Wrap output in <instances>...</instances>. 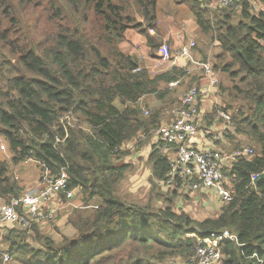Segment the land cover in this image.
<instances>
[{"label": "trees", "instance_id": "trees-1", "mask_svg": "<svg viewBox=\"0 0 264 264\" xmlns=\"http://www.w3.org/2000/svg\"><path fill=\"white\" fill-rule=\"evenodd\" d=\"M157 4L0 0V130L12 162L33 159L42 173L45 166L54 175L65 170L68 190H78L86 208L99 201L89 212H75L70 225L76 237L61 244L45 237L37 249L7 237V264H155V249L163 257L189 260L199 239L225 231L238 243L223 244L221 264H264V179L254 184V176L264 174V12L252 14L248 0L239 4L240 21L227 23L216 36L222 50L217 60L231 59L222 70L238 80L233 86L236 99L248 108L238 111L240 123L227 111L236 123L235 134L247 133L258 147L257 155L241 158L225 171L235 192L233 202L216 218L196 223L172 208L154 212L117 195L130 170L127 164H116L117 156L141 135L150 136L164 119L163 109L144 118L138 103L156 95L171 105L176 90L164 92L161 85L185 74L176 67L151 77L135 56L120 49L129 30H138L147 47L156 49L160 35L152 37L149 30L158 31ZM200 6L193 0L196 22L203 33H211ZM72 114L81 124L64 123ZM209 116L211 125L215 113ZM149 162L155 187L153 179L166 180L171 163L156 146ZM9 174V166L0 163V198L5 202L20 198L23 191Z\"/></svg>", "mask_w": 264, "mask_h": 264}, {"label": "rangeland", "instance_id": "rangeland-1", "mask_svg": "<svg viewBox=\"0 0 264 264\" xmlns=\"http://www.w3.org/2000/svg\"><path fill=\"white\" fill-rule=\"evenodd\" d=\"M197 3L198 6L201 5L198 9L206 10L205 18L211 23V33H203L198 26L194 11L191 9L193 0H158V31L149 30L150 36L154 37L159 34L161 38L154 51L147 47L146 39L138 30H129L126 33L120 49L125 50L128 55L135 56L140 64L148 66L147 68L142 66V68L147 69L151 77L160 76L171 70L172 67H177L185 72L184 77L180 79L182 84L177 89H171L169 84L161 85L164 92L173 93V90H176L175 99L171 105L168 104V99L161 100L156 95H149L140 104L138 103V106L141 108L144 118H149L151 112L154 113L156 110L163 109L164 119L162 125L169 123L173 118L172 113L183 95L194 87L205 85L206 76L202 65L209 64L213 68L219 86L217 92L209 96L213 103L215 102V105L208 111L206 122L209 123L211 119V116H209L211 111L215 113L213 121L218 120L217 112L222 109V111H228L233 118L235 117L236 122L240 123L242 118H239L238 111L242 109L246 111L248 108L244 103L236 99L233 86L238 84V80L233 81L222 70V66L231 62V59L217 60L222 50L216 40V36L217 32L222 30L227 23L236 25L240 21L241 8H238L239 5L219 7L216 5V0H211L210 2L197 0ZM249 3L252 6L250 9L252 14L264 12V3L261 0H249ZM227 16H229V19H227ZM143 29H146V27H143ZM165 42L171 51V60L167 62L163 61L159 56L160 48ZM192 42L196 44L192 51L194 62L180 56V50ZM180 62L184 63L181 67ZM216 63L218 69L215 70L214 66ZM166 97L173 101V97H169V95H166ZM208 101L206 100L204 104H207L209 108L212 104H209ZM117 106L122 108L119 103H117ZM63 121L64 123L68 121L70 125L81 124V120L75 114L68 115ZM233 123L236 124L234 121ZM234 124L235 130L236 126ZM149 134L150 136L141 135L134 141L135 147L133 149L122 151L116 158V164H128L130 166L126 177L119 183L117 188L118 197L127 204L148 207L154 212L172 208L174 212L184 214L196 223H201L209 218H216L223 206L214 199L212 194L192 196L175 192V196L165 186H162L158 181L156 182L155 179L153 180L156 186H153L152 164L149 162V154L153 151L154 130ZM228 140L233 144L229 151H226L228 154H233L242 148H252L255 155L258 154L257 145L251 141L252 139L247 133L231 134ZM2 146L5 147V151L2 150ZM168 156L171 158V155ZM0 163H5L9 166V176L16 180L23 190L21 196L29 192L38 191L41 188V165L33 159H28L15 165L12 162V153L9 145L1 130ZM227 171H230V169ZM228 173L225 176L230 182L231 179L227 176ZM229 185L233 189L232 184L230 183ZM4 203L8 202L0 198V205ZM98 204L99 201L95 200L90 204V208H86L81 194H78L73 201L68 202L65 199H61L60 202L51 204L50 209L55 212V217L52 220L32 221L28 230L20 225L3 228L0 239V251H8L9 242L6 241L7 237L18 241L24 240L27 244L37 249L43 247L42 239L45 237L53 239L57 244H61L64 238H74L76 233L70 225V218L74 217L75 212H89L92 207ZM48 211L50 212V210ZM162 252L160 249H155L152 253L156 256L155 264H184L187 261L177 256L163 257L160 255Z\"/></svg>", "mask_w": 264, "mask_h": 264}, {"label": "built area", "instance_id": "built-area-1", "mask_svg": "<svg viewBox=\"0 0 264 264\" xmlns=\"http://www.w3.org/2000/svg\"><path fill=\"white\" fill-rule=\"evenodd\" d=\"M241 1L216 0V5L233 7L238 6ZM195 47L194 42L189 43L180 50V56L194 62L192 51ZM159 56L165 62L171 60L170 47L166 42L162 44ZM202 67L206 76L205 85L187 91L181 99V106L173 111L172 120L154 131L156 149L171 163L167 179L159 183L172 193L192 196L200 193L212 194L221 206L226 207L233 202L235 192L229 185L231 182L227 180L225 171L229 169L231 171L233 164L241 158L254 157L255 152L252 148H242L227 155L222 151L200 150L193 146L194 140L200 136L203 121L202 104L219 86L213 68L209 64H203ZM218 118L216 121L218 129H213L217 140L223 138L233 126L228 112L219 111ZM134 147L133 141L122 150L129 151ZM2 150L5 151L4 146ZM168 155H171V158ZM256 177L254 176V179ZM68 181L69 177L65 170L54 175L45 170L44 166L41 188L38 191L29 192L0 205V239L5 227L20 225L28 230L32 221L52 220L55 212L50 209L51 204L60 202L63 199L62 195L68 202L73 201L78 195V190H68ZM227 241L238 243L237 238L227 231L199 239L195 254L184 264H221L222 246ZM0 254L3 263L7 264L10 261L7 251H0Z\"/></svg>", "mask_w": 264, "mask_h": 264}, {"label": "crops", "instance_id": "crops-1", "mask_svg": "<svg viewBox=\"0 0 264 264\" xmlns=\"http://www.w3.org/2000/svg\"><path fill=\"white\" fill-rule=\"evenodd\" d=\"M123 51L126 53L125 50H123ZM182 65H184V63L180 62V67ZM142 66L143 67H146L143 64H141V68H142ZM173 68H176V67H172V69ZM171 70H169V71H171ZM169 71H167V72H169ZM181 84H182V82L180 80L173 81V82H171V84H169V87L171 89H176ZM216 92L217 91H215L212 94H215ZM143 99H145V97L142 98L141 101ZM206 100H209L208 101L209 104H212L209 108H208V105L207 104H204ZM206 100L203 102L204 105L202 104L203 105V111L204 112L202 111L203 121H202L201 126H200V136L194 140L193 146L196 147L197 149H200V150H217V151H222V152H224L227 155H230V154L226 153V151H229V149L232 147L233 144L229 142L228 138H230V135L231 134H235L236 131L234 130V127L231 126L230 127V130L227 132V134L225 136H223V138H220L219 140L216 139V135L213 132V129H218L217 128L218 125L216 124V121L217 120L216 121H213V123L211 125H209V123L206 122V119H207V116H208V111L213 108V105H215V102L213 103V101L210 99V97H208ZM140 102H139V104H140ZM155 142H156V138L154 137L153 142H152V146H153L152 149L155 146ZM137 156H139V155H137ZM200 194H203V193H200Z\"/></svg>", "mask_w": 264, "mask_h": 264}, {"label": "water", "instance_id": "water-1", "mask_svg": "<svg viewBox=\"0 0 264 264\" xmlns=\"http://www.w3.org/2000/svg\"><path fill=\"white\" fill-rule=\"evenodd\" d=\"M264 179V174L263 175H260V176H257L255 179H254V184H256L258 181H261Z\"/></svg>", "mask_w": 264, "mask_h": 264}]
</instances>
